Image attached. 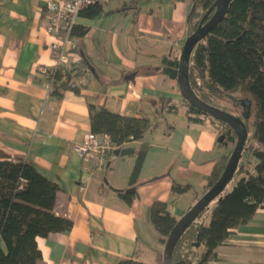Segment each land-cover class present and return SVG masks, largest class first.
Wrapping results in <instances>:
<instances>
[{"label": "crops", "instance_id": "obj_1", "mask_svg": "<svg viewBox=\"0 0 264 264\" xmlns=\"http://www.w3.org/2000/svg\"><path fill=\"white\" fill-rule=\"evenodd\" d=\"M49 1L0 0V151L56 183L53 212L73 223L67 233L37 238L39 264H116L133 254L161 264L150 205L163 201L179 219L206 192L214 165L229 156L231 146L218 141L208 121L188 120L176 80L161 73L162 58H177L188 36L193 0H111L99 16L79 15L76 24L86 33L77 38L78 53L87 55L90 75L80 94L67 90L60 98L35 73L37 65L52 63L43 20ZM161 98L176 111L164 110ZM88 103L156 123L141 140L123 145L133 154L110 155L93 176L81 172L74 149L90 132ZM141 144L148 151L133 186L136 197L127 205L120 194L131 188ZM241 162L251 171L256 160L247 152ZM173 182L189 188L173 193ZM216 257L213 264H264V206L232 231Z\"/></svg>", "mask_w": 264, "mask_h": 264}, {"label": "trees", "instance_id": "obj_2", "mask_svg": "<svg viewBox=\"0 0 264 264\" xmlns=\"http://www.w3.org/2000/svg\"><path fill=\"white\" fill-rule=\"evenodd\" d=\"M215 0H193L187 17L189 33ZM102 13L101 5L93 4L79 15L96 17ZM210 16H208L209 18ZM86 30L73 27L72 35L82 38ZM82 64L88 66V57L83 54ZM178 58H162L161 73L176 80ZM216 98L234 93L250 96L253 131L247 136L243 156L249 152L256 163L250 171L241 160L230 183L184 231L178 240L171 264H213L216 249L226 242L232 231L245 224L264 206V0H232L221 21L193 49L189 59L188 78L195 94L211 104L209 96L201 93L195 78ZM55 75L52 96L60 98L64 91L80 94L82 89L70 88ZM164 110L175 112L176 107L168 98H161ZM190 122L208 121L218 137L224 136L227 143H235L236 137L225 124L213 120L191 107L183 98ZM212 105V104H211ZM90 132L106 134L116 146L141 140L144 133L156 126L145 116H125L104 107L88 103ZM255 143L258 145L256 146ZM148 151L141 144L136 152L135 163L129 177V186L136 185L139 172ZM226 156L213 167L207 180L206 191L219 179L227 161ZM188 185L173 182L171 191L182 194ZM59 186L49 180L33 164L13 160L0 151V264H39L41 252L37 238L51 234L67 233L73 227L70 219L53 212ZM130 205L136 192L120 194ZM149 221L165 241L177 219L163 201L155 200L149 207ZM116 264H146L136 256L121 258Z\"/></svg>", "mask_w": 264, "mask_h": 264}, {"label": "built area", "instance_id": "obj_3", "mask_svg": "<svg viewBox=\"0 0 264 264\" xmlns=\"http://www.w3.org/2000/svg\"><path fill=\"white\" fill-rule=\"evenodd\" d=\"M111 0H52L45 4L43 11L44 30L50 40L47 48L51 53V65H37L36 75L43 81L45 89L51 93L54 89L55 75H59L60 82L70 88L83 89L90 75L88 67L82 64V57L78 53L77 38L72 35L73 27L79 13L90 5H103ZM130 3L135 0H116ZM106 134L88 132L80 143L74 145L81 161V172L88 176L98 173L107 164L108 157L116 149ZM80 191L85 189L82 182Z\"/></svg>", "mask_w": 264, "mask_h": 264}, {"label": "water", "instance_id": "obj_4", "mask_svg": "<svg viewBox=\"0 0 264 264\" xmlns=\"http://www.w3.org/2000/svg\"><path fill=\"white\" fill-rule=\"evenodd\" d=\"M231 1L232 0H215L205 12L195 30L184 40L178 58L176 84L181 97L191 107L206 114L213 120L227 125L234 133L236 140L219 179L179 219H177L165 241L162 251L161 264H171L173 250L184 231L194 222V220L203 212L211 201L219 196L225 187L230 183L237 169L238 163L242 158V152L247 141V129L241 119L201 100L193 91L188 78L189 59L194 47L214 29L219 21H221ZM208 16L210 17L208 18ZM228 97L230 98L229 95ZM234 101L237 102L240 100ZM218 141H224V136H219ZM133 153L134 150L132 148H121L114 150L112 155L118 157ZM135 190V187H131L126 189L124 193H133Z\"/></svg>", "mask_w": 264, "mask_h": 264}, {"label": "rangeland", "instance_id": "obj_5", "mask_svg": "<svg viewBox=\"0 0 264 264\" xmlns=\"http://www.w3.org/2000/svg\"><path fill=\"white\" fill-rule=\"evenodd\" d=\"M183 45V44H182ZM182 47L180 50L176 52L177 58H179L180 52H181ZM196 87L201 93H204V95L209 96L210 102L213 106L230 113L231 115L237 116L241 119L243 124L246 126L247 133L250 135L253 131L252 127V122H251V108L252 105L250 103V96L245 93H234L230 95L229 97H224L222 98H216L209 94V92L203 87L202 81L199 78H195L194 80ZM240 100L235 102L234 100ZM230 150H229V155L234 147V143H230ZM243 156V154H242ZM164 245H162L163 248ZM162 260V254L161 258Z\"/></svg>", "mask_w": 264, "mask_h": 264}]
</instances>
